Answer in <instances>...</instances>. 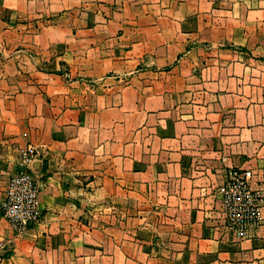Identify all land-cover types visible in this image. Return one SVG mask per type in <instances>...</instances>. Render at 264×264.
<instances>
[{
    "label": "crops",
    "instance_id": "crops-1",
    "mask_svg": "<svg viewBox=\"0 0 264 264\" xmlns=\"http://www.w3.org/2000/svg\"><path fill=\"white\" fill-rule=\"evenodd\" d=\"M28 145L43 217L19 233ZM232 168L264 186V0H0L2 264H264V206L227 227Z\"/></svg>",
    "mask_w": 264,
    "mask_h": 264
},
{
    "label": "built area",
    "instance_id": "built-area-1",
    "mask_svg": "<svg viewBox=\"0 0 264 264\" xmlns=\"http://www.w3.org/2000/svg\"><path fill=\"white\" fill-rule=\"evenodd\" d=\"M40 155L38 147L28 145L22 152L19 171L9 179L7 185L2 214L19 233L40 223L43 217L40 209V182L34 176V163ZM254 176L252 170L232 168L217 191L227 227L240 239L249 238L262 220L264 186L254 189ZM5 249L4 245H0V264L4 260Z\"/></svg>",
    "mask_w": 264,
    "mask_h": 264
},
{
    "label": "rangeland",
    "instance_id": "rangeland-1",
    "mask_svg": "<svg viewBox=\"0 0 264 264\" xmlns=\"http://www.w3.org/2000/svg\"><path fill=\"white\" fill-rule=\"evenodd\" d=\"M22 156V155H21ZM19 171V170H18Z\"/></svg>",
    "mask_w": 264,
    "mask_h": 264
}]
</instances>
